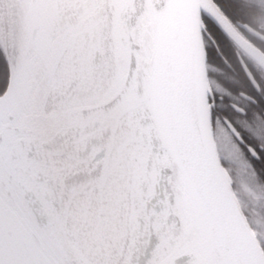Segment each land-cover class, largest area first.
I'll use <instances>...</instances> for the list:
<instances>
[{
	"label": "snow or ice",
	"instance_id": "6c2138e0",
	"mask_svg": "<svg viewBox=\"0 0 264 264\" xmlns=\"http://www.w3.org/2000/svg\"><path fill=\"white\" fill-rule=\"evenodd\" d=\"M260 16L264 0H0V264H264ZM98 81L122 101L100 155Z\"/></svg>",
	"mask_w": 264,
	"mask_h": 264
},
{
	"label": "water",
	"instance_id": "95a60500",
	"mask_svg": "<svg viewBox=\"0 0 264 264\" xmlns=\"http://www.w3.org/2000/svg\"><path fill=\"white\" fill-rule=\"evenodd\" d=\"M248 31L264 41V36L252 28ZM243 39V38H241ZM264 54H261V58L252 57L264 70ZM119 95V90L113 87L108 81H98L95 85V91L91 100L90 110L95 114V131L92 133L89 143L92 146L94 152L97 155L105 153L106 149L112 139L113 129L116 128L122 113L118 104L122 101H118L113 104L116 97Z\"/></svg>",
	"mask_w": 264,
	"mask_h": 264
},
{
	"label": "flooded vegetation",
	"instance_id": "af4514ba",
	"mask_svg": "<svg viewBox=\"0 0 264 264\" xmlns=\"http://www.w3.org/2000/svg\"><path fill=\"white\" fill-rule=\"evenodd\" d=\"M252 20H253V28L252 29H254L255 31L259 32L260 34H262L264 36V16L256 17V18H253ZM261 41H263V40H261ZM250 61L258 72L264 74V70L255 61H253L251 58H250ZM249 90H250V88H249Z\"/></svg>",
	"mask_w": 264,
	"mask_h": 264
},
{
	"label": "bare ground",
	"instance_id": "6f19581e",
	"mask_svg": "<svg viewBox=\"0 0 264 264\" xmlns=\"http://www.w3.org/2000/svg\"><path fill=\"white\" fill-rule=\"evenodd\" d=\"M119 122H120V120H119ZM119 122L117 123L116 128H118ZM117 139L118 138L116 136H114V134H113L112 135V139H111V141H110L105 153H107V152H109V151H111V150H113L115 148L116 143H117Z\"/></svg>",
	"mask_w": 264,
	"mask_h": 264
},
{
	"label": "trees",
	"instance_id": "16d2710c",
	"mask_svg": "<svg viewBox=\"0 0 264 264\" xmlns=\"http://www.w3.org/2000/svg\"><path fill=\"white\" fill-rule=\"evenodd\" d=\"M251 23L253 24V20L251 21Z\"/></svg>",
	"mask_w": 264,
	"mask_h": 264
}]
</instances>
